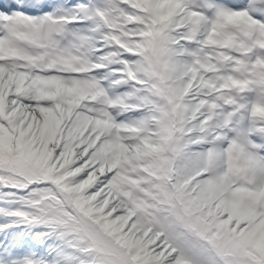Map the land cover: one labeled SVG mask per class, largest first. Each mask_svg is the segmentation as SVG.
Wrapping results in <instances>:
<instances>
[{
  "label": "snow or ice",
  "instance_id": "snow-or-ice-1",
  "mask_svg": "<svg viewBox=\"0 0 264 264\" xmlns=\"http://www.w3.org/2000/svg\"><path fill=\"white\" fill-rule=\"evenodd\" d=\"M0 264H264V0H0Z\"/></svg>",
  "mask_w": 264,
  "mask_h": 264
}]
</instances>
